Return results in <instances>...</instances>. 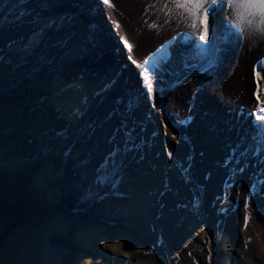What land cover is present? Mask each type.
Instances as JSON below:
<instances>
[{"label":"rangeland","instance_id":"374dc122","mask_svg":"<svg viewBox=\"0 0 264 264\" xmlns=\"http://www.w3.org/2000/svg\"><path fill=\"white\" fill-rule=\"evenodd\" d=\"M103 2L91 0L93 10H80V0H0V264H110L111 230L129 237L131 245L120 256L124 264H264V148L242 147L200 108L204 87L217 81L231 48L243 42L240 34L225 27L236 36L202 70L192 52L179 54L172 66L160 64L152 91H161L165 112H156L153 100L144 114L121 95L101 108L102 98L74 129L59 106L65 90L54 80L37 83L53 62L62 67L71 51L56 57L55 45L38 52L29 40L40 21L56 14L72 18L75 10L84 29L93 31L95 11L108 35L101 40L95 33L106 61L82 58L79 66L59 68L58 79L96 88L105 83L103 93L118 90L108 65L115 61L125 74L128 66L122 41L102 21L110 13ZM110 3L117 26L144 52L138 60L145 63L168 31L144 32L139 20L153 26V19L148 10L125 12L124 4L135 6L132 0ZM190 34L185 39L195 41L197 32ZM107 41L119 46L114 55ZM90 46L94 52L80 48L86 56L98 51ZM157 114L168 126H161ZM157 167L161 187L149 191ZM137 197L149 199L144 209L154 214L144 227L127 215L128 205L106 210L110 200H132L133 214L142 207Z\"/></svg>","mask_w":264,"mask_h":264},{"label":"bare ground","instance_id":"6f19581e","mask_svg":"<svg viewBox=\"0 0 264 264\" xmlns=\"http://www.w3.org/2000/svg\"><path fill=\"white\" fill-rule=\"evenodd\" d=\"M68 1L71 2V0ZM132 1L136 2L134 3L135 6L130 7V4H128L125 7L124 4L123 10L125 9V12L126 10L131 8H135L138 12L142 9L148 10L146 12L147 14L149 13V18L153 19V26L147 25V18H145V20H139L141 29L147 30L144 32H147L151 35L155 34L156 30L158 29L164 32L168 31L167 33L169 34V36H165L164 39L162 38V42L158 44L157 47H154L152 49L156 50L145 61V63H143V61L139 62L140 59L138 60V53H142L144 56V52L140 49H137V46L131 43L130 40H128V42L127 37L125 39L124 36L127 32L125 34L123 33L119 26H117L118 17L116 18L115 16H113L114 14H116V8L111 3L103 2L102 6L105 8V10L107 8V11H109L110 13H104L102 21L108 26V33L110 35H116L122 41L121 43H123L124 46V65L128 66V68L126 67L127 74H125L123 71L118 70V68L116 67V63H114L115 61L111 62L113 63L112 65L111 63L109 65L107 63L110 70L112 71L113 79L115 81L117 80L116 85L118 86L119 91L114 87L115 90L112 93H103L102 91H108L106 87L107 85H104L105 83H103L102 86L100 85L98 86V88H96L92 86V83H85L84 81L76 82V86L73 84H65L63 77H61V79H58L59 77L57 72L59 68L66 69L67 67L70 68L79 66L80 60L82 58L84 60L86 58H90L93 60H100L102 58L103 62L106 61L105 53L103 54V51L105 52V50H102V46L97 43L98 38L95 34V31L93 30V32L91 31V29L89 31L84 29V23L80 21L78 15L79 11L84 8L87 9L90 7V9L93 10L91 0H80L79 6L81 7V9L79 11L75 10L76 14L73 13L74 15L72 18H64L63 14H59V16L56 14V16H51L49 19L40 21L38 23V32L29 40V45L32 47H36L38 49V52H42V50H44L48 45H55L51 54L56 57L61 56L63 53H66L67 50L71 51L72 57L66 59L65 62L61 61L64 64L60 62L62 67L60 66V64H54L53 62L52 65L49 66V69L45 71V75L42 74V76L39 77L37 83L39 85L40 82L42 83V81L54 80L53 82L56 85H59V87L57 88L62 89L63 91L65 90L59 97V106L62 110L63 115L73 121L74 129L78 128V125L91 110V107L93 108L92 105L99 103L102 98L104 100V104H101V106L96 105L97 110H101V108H103L105 104L113 102V100L118 99L119 95H121L126 104H136L140 106L144 114H147L148 111L151 112V110L149 109L152 105L149 104V102H152L154 100L155 102H153L152 104H154L155 108L153 109H155L156 112L162 113V110H164V106H162L163 102L161 98V91L157 92L155 96H153V91L149 92L146 84L144 83V76L147 75L149 77V82L153 85V77L156 75L157 68H159L160 64L162 65L163 63L164 65L172 66V64L176 61L175 58L178 57L179 54L188 55L190 52L194 53L193 55L197 60V68L202 70V68H205L206 66L213 63L211 61L213 53L220 48L222 49V47L224 48V45L229 44V42H231V38L236 36L234 33L235 31L231 32V30L229 31L228 28L225 29V27H229V25H226L225 22H222L224 3H219L218 5L209 9L208 40L200 41L198 35L201 29H192L190 27L191 20L185 19L186 14L182 15L183 9H178L176 7V4L182 3L183 0ZM96 4L98 5L97 2ZM148 4H150V7H145V5ZM147 7L149 8L146 9ZM68 22H70V24H68ZM220 22H222V26H220ZM194 31L197 32L195 41H193L192 39V41H189L190 39L188 40L187 37V39H185V35L189 36L191 35L190 33ZM64 33H68V35H64ZM90 45H95L94 49L98 51L96 53L90 52L93 51V47ZM114 45L115 42L112 43L111 41H108V45H106L108 50L113 49L112 51H110V54L112 53V55H114ZM127 45H130L131 47H128ZM81 47H85L86 49L90 50L89 54L91 55L86 56V53L83 54L82 49H80ZM119 49L120 48L118 46V50ZM231 49H233V51H230L231 53H229L228 50L229 54L227 53L228 55L226 56L228 62L226 64V67H223L221 73L218 74L219 78L217 79V81L213 83L209 82L207 86L204 87L202 98H200V108L206 115L210 117V119H212L216 126H220L222 130L236 137L239 140V145H241L242 147L247 146L248 149H255V147L257 146L259 147V149H263L264 120H258L257 117H264V110H262L264 109V104H261V101H264V79L260 80V99L257 100V81L255 73L259 71L261 77H264V44L257 48H249L248 44L243 41L242 43H240L239 48L233 46ZM251 56L254 57L252 60L250 59L251 62L249 63L247 59L249 57L251 58ZM35 61L36 60L32 61L33 65H35ZM102 69L103 68H99L98 70L101 71ZM145 69H147L148 71L145 72ZM158 71L160 72V70ZM78 84L81 85V89ZM171 84H173V82ZM157 115L159 116V114ZM163 116L161 117L160 115L158 117V120L160 121L161 126H168ZM177 141H180V143L184 144L185 146L189 145L186 140L183 143L182 138H180L179 140L177 139ZM157 163H160V161H158ZM159 172L160 168L157 167V171L152 173L156 178L154 182L147 183V189L149 191L156 190V192H159V188L161 187ZM171 173V171L168 172L170 176ZM146 178L148 177L145 176L143 178H140L141 182H145ZM132 189L134 190V188ZM137 198L142 202V207H139L140 209L138 210H132V212H134L133 214H131L130 212V209L134 207V201L132 202V200H130V203L128 204L110 200V202L106 204L108 207L106 208V210L114 207L116 208V210H121L128 205L126 207L127 210H129L127 211V215L133 216V219L137 220H135L136 223L139 224V226L144 227V225L148 223V219L150 217H153L154 214L144 209V207L146 208L144 202H148L149 199H146L145 197ZM86 224H88V222H86ZM180 228H176L177 231ZM108 231L109 230H107V232ZM119 233L121 232H118V230H111V232H108L110 237L113 238V242L110 241L112 243L110 245L111 254L108 258V262H110V264H124L123 261H121L120 256L126 250L127 245H131L127 244L129 239L128 235ZM94 235L97 236L96 233ZM88 236L92 237L93 234H90ZM108 242L103 239L101 240L102 245H107ZM98 253V262H100L103 259L104 252L100 251Z\"/></svg>","mask_w":264,"mask_h":264},{"label":"clouds","instance_id":"9594fccd","mask_svg":"<svg viewBox=\"0 0 264 264\" xmlns=\"http://www.w3.org/2000/svg\"><path fill=\"white\" fill-rule=\"evenodd\" d=\"M226 25L240 34L249 48L264 44V0H223Z\"/></svg>","mask_w":264,"mask_h":264},{"label":"snow or ice","instance_id":"6c2138e0","mask_svg":"<svg viewBox=\"0 0 264 264\" xmlns=\"http://www.w3.org/2000/svg\"><path fill=\"white\" fill-rule=\"evenodd\" d=\"M104 3H110V0H104ZM220 0H183L182 3H177L176 7L178 9H183V14H186L185 19H190V27L192 29H201L199 32V40L207 41L208 40V13L209 9L218 5ZM131 47L130 45H127ZM148 70L145 69V72ZM256 76V95L257 100L260 99V80L264 79L261 77L260 72L255 73ZM144 83L147 86L149 92L152 91V84L149 82V77L144 76ZM261 104H264V101H261ZM264 110V109H262ZM258 120H264V117H257Z\"/></svg>","mask_w":264,"mask_h":264},{"label":"water","instance_id":"95a60500","mask_svg":"<svg viewBox=\"0 0 264 264\" xmlns=\"http://www.w3.org/2000/svg\"><path fill=\"white\" fill-rule=\"evenodd\" d=\"M92 16H93V20H92L93 23L92 24H93V29L95 30V33L98 35V37L101 38V40H103V39L107 40L108 35H106V33L104 32V30H103L104 28L100 24L101 21L99 22L98 17L96 16V12L95 11H94V13H92Z\"/></svg>","mask_w":264,"mask_h":264}]
</instances>
